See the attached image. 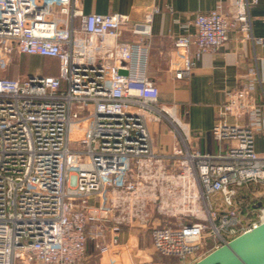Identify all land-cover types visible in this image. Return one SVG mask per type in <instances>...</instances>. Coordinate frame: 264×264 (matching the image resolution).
I'll return each mask as SVG.
<instances>
[{"label":"built area","instance_id":"obj_1","mask_svg":"<svg viewBox=\"0 0 264 264\" xmlns=\"http://www.w3.org/2000/svg\"><path fill=\"white\" fill-rule=\"evenodd\" d=\"M255 3L219 0L198 13L195 30L174 40L175 78L190 77L195 59L232 30L264 43L252 34ZM159 11L134 24L142 39L125 41L127 14H86L83 0H0V264H81L89 240L117 244L125 226L150 230L156 254L195 264L264 222L255 146L264 58L220 105L218 153H201L149 77ZM24 54L58 59V74L7 77L12 57ZM150 116L170 126V152L155 148ZM250 184L258 188L239 199Z\"/></svg>","mask_w":264,"mask_h":264},{"label":"crops","instance_id":"obj_2","mask_svg":"<svg viewBox=\"0 0 264 264\" xmlns=\"http://www.w3.org/2000/svg\"><path fill=\"white\" fill-rule=\"evenodd\" d=\"M219 0H83L86 14H127L131 24L123 29L121 39L138 41L142 34L135 31L134 24L144 23L146 14L154 7L160 11L154 15L150 24L152 36L149 77L160 89V102L175 104L177 115L187 124L192 147L201 153L216 154L220 144L214 139L212 128L219 117L220 105L226 98L227 91L241 84L249 69L256 64L257 58H264V43H258L243 34L232 30L225 45L210 50L195 59L196 65L185 79H177L171 68V61L176 57L174 40L187 31L195 30L194 20L198 13L214 9ZM228 5L224 3V11ZM252 34L256 39H264V0H257L251 6ZM195 50V46H193ZM29 60L31 69L21 72V61ZM56 62V69L50 63ZM262 78L264 64L259 63ZM42 72L56 75L59 61L56 58L38 55H14L5 75L17 77L21 74ZM255 94L264 122V82L257 83ZM150 128L153 133L155 148L170 152L175 137L170 126L150 116ZM255 146L258 154L264 157V127L255 131ZM258 186L250 184L241 190V198H249L250 192ZM98 248L97 242L87 243L86 259L81 264H130L149 261L158 264V254L153 250L151 231L125 226L118 235L117 244L109 243ZM175 264H179L175 263Z\"/></svg>","mask_w":264,"mask_h":264},{"label":"water","instance_id":"obj_3","mask_svg":"<svg viewBox=\"0 0 264 264\" xmlns=\"http://www.w3.org/2000/svg\"><path fill=\"white\" fill-rule=\"evenodd\" d=\"M195 264H264V222L214 249Z\"/></svg>","mask_w":264,"mask_h":264},{"label":"rangeland","instance_id":"obj_4","mask_svg":"<svg viewBox=\"0 0 264 264\" xmlns=\"http://www.w3.org/2000/svg\"><path fill=\"white\" fill-rule=\"evenodd\" d=\"M21 72H28L31 69V64L29 60L23 59L20 63ZM50 66L53 67L52 69H56V62L50 63ZM178 263V260L174 257H168V256H160L158 255V264H175Z\"/></svg>","mask_w":264,"mask_h":264}]
</instances>
